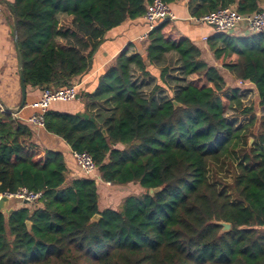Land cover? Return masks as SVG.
I'll list each match as a JSON object with an SVG mask.
<instances>
[{
	"label": "trees",
	"instance_id": "1",
	"mask_svg": "<svg viewBox=\"0 0 264 264\" xmlns=\"http://www.w3.org/2000/svg\"><path fill=\"white\" fill-rule=\"evenodd\" d=\"M152 1L8 4L25 87L63 89L86 76L106 34L143 17ZM263 5L187 0L192 18L229 6L245 17ZM172 29L165 22L150 31L145 54L126 45L95 88L80 95L83 112L48 110L44 116L47 133L91 156L100 182L140 186L143 191L117 210L101 209L96 179L67 181L63 154L30 151L29 129L0 114V194L22 188L42 194L38 205L7 217L0 212V264H264V34L215 32L207 39L220 68L256 90L262 117L250 133L257 122L252 109L241 111L252 115L247 125L228 122L227 111L242 106L238 91H225L220 68ZM149 68L158 70L157 78ZM137 73L162 87L147 95ZM161 89L169 94L158 101ZM234 162L228 191L211 180L209 168ZM154 189L159 192L150 195ZM220 223L230 230L223 232Z\"/></svg>",
	"mask_w": 264,
	"mask_h": 264
},
{
	"label": "crops",
	"instance_id": "2",
	"mask_svg": "<svg viewBox=\"0 0 264 264\" xmlns=\"http://www.w3.org/2000/svg\"><path fill=\"white\" fill-rule=\"evenodd\" d=\"M13 1L0 0V114L12 115L15 122L22 124L36 112L32 109V105L40 98L41 90L26 87L25 104L19 109L21 100L19 66L14 46L13 17L8 7V4L13 3ZM169 8L175 17V20L171 22L173 25L172 34L176 38H186L191 41L201 51L202 59L208 65L220 68L218 62L213 59L207 46V39L215 34L213 29L205 24L194 23L190 20L191 16L187 9V0L177 1L169 5ZM147 28V23L141 17L135 20H127L120 26L110 30L105 36L104 43L94 56L91 71L83 78H76L74 82L79 83V88H82L83 91H92L96 86V81L100 73L106 71L113 64L118 53L128 44H135L141 53L145 54L143 45L145 39L143 36L148 33ZM235 31L240 36H247L243 25ZM204 38L206 40H203ZM223 72L229 75L227 71L223 70ZM136 75L135 78L139 82L148 81V78H143L138 73ZM151 75L157 78V75H153L152 73ZM252 89L255 90L253 86ZM255 94L257 96L256 90ZM49 110L75 114L84 111V104L80 101L73 102V107L69 111L59 110L52 106H50ZM28 146L30 151L39 154L40 157L44 156L45 151L62 153L66 165L67 181L85 177L77 168L72 158L71 150L65 142L47 133L44 129L31 132ZM96 176L98 177L97 174ZM86 178L91 179V177ZM98 179L96 180L99 185L103 186L102 190L110 193V188L112 187L100 182ZM26 206L28 204L15 201L14 203H10L7 208L15 211Z\"/></svg>",
	"mask_w": 264,
	"mask_h": 264
},
{
	"label": "built area",
	"instance_id": "3",
	"mask_svg": "<svg viewBox=\"0 0 264 264\" xmlns=\"http://www.w3.org/2000/svg\"><path fill=\"white\" fill-rule=\"evenodd\" d=\"M143 19L147 23V31L149 33L162 23L173 22L175 17L169 8V5L163 3L161 0H153L149 5H147ZM190 20L194 23L205 24L211 27L216 33L233 32L240 29L243 25L245 27V33L247 36L264 34V7L258 13L242 17L238 14L233 6H229L218 9L215 12H212L201 18L191 17ZM147 34L143 36L144 39H146ZM203 40H206V38ZM246 84L251 86L250 83ZM78 88L79 84L74 82L63 89L42 90L40 98L32 105V109H34L36 112L22 124L25 125L30 132H34V130L38 129L43 130L44 116L48 112L52 103L75 101L78 96ZM71 155L76 163L77 168L85 177L98 179L96 176V167L89 154L75 153L71 151ZM0 197L14 199L20 203L26 201L28 205H38L42 199V194L30 192L27 189L22 188L14 194H0Z\"/></svg>",
	"mask_w": 264,
	"mask_h": 264
},
{
	"label": "rangeland",
	"instance_id": "4",
	"mask_svg": "<svg viewBox=\"0 0 264 264\" xmlns=\"http://www.w3.org/2000/svg\"><path fill=\"white\" fill-rule=\"evenodd\" d=\"M149 71L153 75H158L157 69L151 68L149 69ZM220 72L225 81V91H231L236 89L238 91L237 96L242 105L240 109L232 108L231 110L227 111V113L225 114V118L227 119L228 122L233 123L235 124L236 127L240 128L247 125L249 119L252 116V115H246V116L241 115V111L245 109H252L253 115L257 118V122H255L252 126L249 127V131L250 133L257 131L258 120L260 119V117H262V109L258 106L259 102H258V97L255 94V90L252 89V86L237 80L230 74L227 75V73L223 72L222 69H220ZM136 76L137 75H135L134 77ZM157 84L160 85V82L154 77L152 78V80L149 79L147 82H145L144 90L146 91L147 95L150 94L153 87H156ZM83 92L84 91L82 90V88H78V96L77 99L73 101L74 103L79 101L82 103V100H80L81 99L80 95ZM167 94L169 93L166 90L161 89V91L156 92V95L154 96L159 101L167 97L166 96ZM73 102H54L52 103L51 106L59 110L69 111L73 107ZM251 143H253L252 138L249 139V145ZM235 165H236L235 162L233 164L228 163L224 167L211 165L209 168L210 171L209 177L211 178V180L219 184L222 188H225L228 191H230L232 187L231 185L233 179L236 175ZM111 187L112 188H110V193H108L107 191L102 190L103 186L101 185L98 186L100 193L101 209L111 208L117 210L119 209L123 200L126 197L130 195H139L143 191L138 184H129L127 186H114V187L111 186Z\"/></svg>",
	"mask_w": 264,
	"mask_h": 264
},
{
	"label": "water",
	"instance_id": "5",
	"mask_svg": "<svg viewBox=\"0 0 264 264\" xmlns=\"http://www.w3.org/2000/svg\"><path fill=\"white\" fill-rule=\"evenodd\" d=\"M13 36H15V29H13ZM14 46L16 49V54H17V60H18V66H19V82H20V92H21V100H20V105H19V109H21L24 104H25V99H26V87H25V83H24V77L21 71V65H22V61L20 58V53L18 50V43L16 41V39H14ZM177 106V104H175V107ZM159 192V189H154V190H150L149 194L152 195L153 193H157ZM16 200L14 199H8L6 197H0V212L3 215L8 216L11 212H13V210L10 208L8 209L7 206L10 203H14ZM18 202V201H16ZM24 204H28L26 201L23 202ZM98 219V216H95L92 220L96 221ZM220 226H222V230L223 232H228L230 230V225L228 223H220Z\"/></svg>",
	"mask_w": 264,
	"mask_h": 264
}]
</instances>
